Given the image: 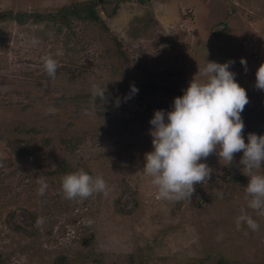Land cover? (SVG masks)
<instances>
[{
	"label": "rangeland",
	"instance_id": "obj_1",
	"mask_svg": "<svg viewBox=\"0 0 264 264\" xmlns=\"http://www.w3.org/2000/svg\"><path fill=\"white\" fill-rule=\"evenodd\" d=\"M87 1L0 0V12L33 16L25 26L0 23V264H264V217L248 208L243 152L231 165L216 153L200 161L213 170L201 208L157 199L143 172L155 111H171L193 79L205 81L207 61H235L230 70L249 97L245 142L249 133L264 135V90L255 87L264 0H98L107 26L78 22L68 39L66 29L32 20ZM45 56L58 61L54 79ZM136 78L157 81L151 108L135 101L128 112L116 103L98 110L82 98L94 85L113 92ZM79 169L101 176L107 194L66 199L63 176ZM242 208L259 231L237 230Z\"/></svg>",
	"mask_w": 264,
	"mask_h": 264
},
{
	"label": "clouds",
	"instance_id": "obj_2",
	"mask_svg": "<svg viewBox=\"0 0 264 264\" xmlns=\"http://www.w3.org/2000/svg\"><path fill=\"white\" fill-rule=\"evenodd\" d=\"M42 60L47 75L54 79L58 61L50 56L42 57ZM234 63V60L225 63L207 61L203 69L207 77L205 81L193 79L183 96L175 98L171 111H155L150 120L153 127L149 130L153 151L145 153L143 172L157 187V199L190 200L195 185L211 178L213 170L207 163L200 162L202 159L216 153L226 165H231L234 155L243 152L240 165L243 174L249 178L245 187L250 197L248 208L264 217V173L258 171L264 165V135L249 133L248 142H245L241 113L249 103V97L235 79L236 73L230 70ZM240 63L247 71L246 59L241 58ZM255 87L264 90V64L256 72ZM106 91V88L94 85L92 102L97 98L107 102ZM138 91L135 85L131 86L132 94ZM115 103L118 107L119 98ZM48 111L55 114L57 110L53 107ZM37 184L40 186L38 193L43 196L49 186L43 177L37 179ZM61 187L64 197L69 200L87 199L93 194L106 195L108 192L107 183L101 176L93 177L84 169L65 174ZM42 223L43 218L38 217L36 226ZM235 223L237 230L243 225L254 232L260 228L257 220L243 208Z\"/></svg>",
	"mask_w": 264,
	"mask_h": 264
},
{
	"label": "trees",
	"instance_id": "obj_3",
	"mask_svg": "<svg viewBox=\"0 0 264 264\" xmlns=\"http://www.w3.org/2000/svg\"><path fill=\"white\" fill-rule=\"evenodd\" d=\"M122 1V0H121ZM150 0H139L141 4H146ZM99 1L98 0H90L83 3H72L70 5L63 6L59 8L55 12H49L46 14H39L34 20L35 22H46L52 24L54 27L57 26L58 33H63V31L67 30V39L70 36H73V30L75 23H90L96 26H107V23L102 19V17L97 12ZM117 11H115L114 16L117 15ZM31 15L29 12H14L13 10H5L0 12V23L7 22H16L20 26L27 25L31 20ZM109 29V28H108ZM122 57H125L123 53H121ZM128 75L129 73L126 72ZM135 85L138 88V93H131V86ZM161 89L157 86V81L149 78H136L123 81L120 85H117L114 88L113 92H106L105 95L108 97L107 102L101 101L99 98L93 103L91 99V95H85L82 98L85 101H90L91 106L94 109H106L110 104L115 103L116 99L119 98L120 104L123 106L126 112L129 111V107L135 101H143L146 102L148 107L151 108V99L156 94L160 93ZM131 98H127V97ZM127 98V99H126ZM99 114L102 115V112ZM71 144V143H70ZM77 144L74 146H70V151H75ZM16 151V150H15ZM212 190L210 184H197L194 194L191 199H187L189 202L193 204L194 207L201 208L203 202L207 201V194ZM16 230V228H15ZM16 231L25 232L29 235H34L36 228L32 232H29L25 228L19 227ZM65 264V263H62Z\"/></svg>",
	"mask_w": 264,
	"mask_h": 264
},
{
	"label": "water",
	"instance_id": "obj_4",
	"mask_svg": "<svg viewBox=\"0 0 264 264\" xmlns=\"http://www.w3.org/2000/svg\"><path fill=\"white\" fill-rule=\"evenodd\" d=\"M31 17H33V16L31 15Z\"/></svg>",
	"mask_w": 264,
	"mask_h": 264
}]
</instances>
